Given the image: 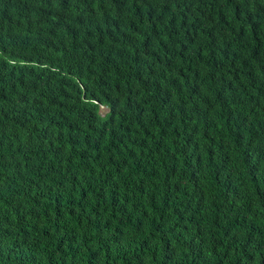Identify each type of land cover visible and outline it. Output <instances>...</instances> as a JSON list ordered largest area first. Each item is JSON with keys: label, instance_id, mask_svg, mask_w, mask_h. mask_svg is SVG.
Instances as JSON below:
<instances>
[{"label": "trees", "instance_id": "16d2710c", "mask_svg": "<svg viewBox=\"0 0 264 264\" xmlns=\"http://www.w3.org/2000/svg\"><path fill=\"white\" fill-rule=\"evenodd\" d=\"M0 264H264V0H0Z\"/></svg>", "mask_w": 264, "mask_h": 264}, {"label": "rangeland", "instance_id": "374dc122", "mask_svg": "<svg viewBox=\"0 0 264 264\" xmlns=\"http://www.w3.org/2000/svg\"><path fill=\"white\" fill-rule=\"evenodd\" d=\"M108 112V110L106 108L102 109V114L105 115Z\"/></svg>", "mask_w": 264, "mask_h": 264}, {"label": "clouds", "instance_id": "9594fccd", "mask_svg": "<svg viewBox=\"0 0 264 264\" xmlns=\"http://www.w3.org/2000/svg\"><path fill=\"white\" fill-rule=\"evenodd\" d=\"M103 108H106V107H102V109H103ZM102 109H101V113H102ZM106 109H107V108H106ZM107 110H108V109H107ZM108 111H109V110H108ZM107 113H108V112H107ZM107 113H106V114H107ZM106 114H105V115H106ZM102 115H103V114H102ZM103 116H104V115H103Z\"/></svg>", "mask_w": 264, "mask_h": 264}]
</instances>
